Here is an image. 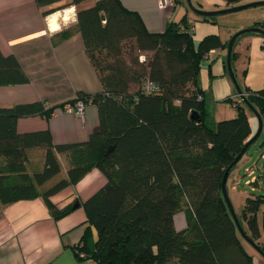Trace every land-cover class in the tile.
<instances>
[{
    "label": "trees",
    "instance_id": "16d2710c",
    "mask_svg": "<svg viewBox=\"0 0 264 264\" xmlns=\"http://www.w3.org/2000/svg\"><path fill=\"white\" fill-rule=\"evenodd\" d=\"M35 1L43 15L75 7V29L103 92H81L66 102L92 97L99 130L81 142L55 143L48 129L18 132L16 122L22 116H49L65 102L0 105V205L42 196L58 218L72 205L58 208L50 195L96 167L106 182L82 206L97 239L79 251L93 264H253L221 190L226 167L253 133L245 103L226 98L235 114L212 121L197 84L210 49L227 44L217 34L196 43L186 16L151 32L140 14L121 0H93L89 5L88 0ZM223 1L231 6L248 0ZM71 32L67 28L59 35ZM27 81L17 58L0 50V84ZM146 81L155 83L157 90L141 92ZM241 88L261 115L263 128L264 87ZM193 109L199 112V122L189 117ZM39 145L45 147L42 168L30 172L27 149ZM62 164L65 175L42 188ZM257 178L249 185L257 184ZM252 187L257 193L248 192L236 213L245 233L264 252V191ZM180 210L186 226L177 230L173 218Z\"/></svg>",
    "mask_w": 264,
    "mask_h": 264
},
{
    "label": "crops",
    "instance_id": "0c3cea01",
    "mask_svg": "<svg viewBox=\"0 0 264 264\" xmlns=\"http://www.w3.org/2000/svg\"><path fill=\"white\" fill-rule=\"evenodd\" d=\"M121 2L127 8L137 11L151 32L162 31L168 22H177L186 16L188 24L194 27L192 37L196 43L208 34H217L227 44L233 32L253 26L257 21L261 22L264 29V8H257L245 22L223 34V29L214 22L197 18L198 14L188 7L186 0ZM192 3L201 9L227 6L223 0H192ZM75 23L74 6L43 15L35 0H0V50L3 54L12 53L28 77L24 83L0 84V105L42 100L46 106H51L73 99L81 92H103L101 81L87 56ZM67 28L72 32L67 37H60V31ZM226 49L227 45L225 48L210 49L208 57L203 59L208 64H201L199 69L197 84L207 104L208 101H226V98L235 101L240 99L226 74ZM232 51L233 70L235 76L240 78L241 86L249 90L263 88L264 36L257 32L243 33L236 38ZM230 114L228 111L224 116L230 117ZM247 115L253 132L248 112ZM16 128L18 132L48 129L55 143L81 142L99 130L98 108L92 101L86 104L82 116L66 110L49 116H22L17 119ZM44 151L45 147L41 145L27 149V170L42 168ZM63 156L64 153L60 154L61 158ZM62 169L65 173L64 164ZM234 178L232 175L233 182ZM105 182L103 172L93 167L77 182L50 195V202L58 208L72 205L68 213L58 218L52 216L42 196L0 205V264H93L92 258L81 256L83 251L79 252L85 244L93 246L97 239L96 229L87 221L82 202ZM226 184L231 198L228 178ZM257 184V188L261 187L259 178ZM231 189L239 193L238 202L243 204L248 193L240 194L235 187ZM75 202L78 205L73 207ZM173 220L177 230L185 228L186 218L182 210L174 214ZM251 255L253 264H264L261 254L257 252Z\"/></svg>",
    "mask_w": 264,
    "mask_h": 264
},
{
    "label": "rangeland",
    "instance_id": "374dc122",
    "mask_svg": "<svg viewBox=\"0 0 264 264\" xmlns=\"http://www.w3.org/2000/svg\"><path fill=\"white\" fill-rule=\"evenodd\" d=\"M251 1H255V0H251ZM92 2H93V0H88V1H86V4L89 5ZM246 2H250V0L245 1L244 3H246ZM257 8H264V4L250 6V7H247V8L241 9V10H237V11H230V12L215 14V15H213V20H209V21H212L215 24H217V26H219V28H221V30L223 29L222 30L223 34L229 33V31L231 29H234V27L240 25L241 23L245 22V20L247 18L251 17L254 10H258ZM197 18H199V17H197ZM247 27H249V26H246L244 28H247ZM241 29H243V28H239V30H241ZM235 32H233V34ZM142 58H143V56H141V59ZM207 64H208L207 61L202 62L203 66H205ZM226 74H227V77H229L227 68H226ZM229 79H230V77H229ZM236 79H237L238 83L240 84V78L236 77ZM208 105H209L208 109L210 111L209 116H210L212 121H217L221 117H226L224 115L228 111L231 112L230 117H232L234 115V109L228 101H222V102H218V103H216L215 101H208ZM245 108H246V110H247V112L251 118V124L253 127L252 135H253L256 132L257 127H258L257 116L254 114V112L247 105H245ZM262 153H264V127L262 128V131L260 132L259 136L247 148L244 156L241 158V160L238 162V164L234 167V169L229 174L228 184L229 185L231 184L229 186L230 191H231V198L230 197L229 198L231 200V204H232L235 212H237L242 207V204H240V202H238L239 197H240L239 193L237 194L235 191H233L231 189L232 187H235L236 190H238L240 192V194H243V193L246 194L248 192L249 193L250 192L251 193H257L256 191H258V190L252 189V186H254V188L257 189L258 184L250 186L249 184H247L245 182V178L250 179L249 176L245 175V172H244L245 166L249 167L250 169H252L254 171V177L258 176L259 185H261V187H259V188L261 189V191H264V182H263L264 181V157L261 156ZM35 157H37V155ZM32 169L33 168H29V171H31ZM35 169H41V168L38 167ZM64 175H65V173L62 169L58 174H56L55 176H53L52 178L47 180L43 186L50 185L51 183L55 182L59 178L63 177ZM232 175H233V178L235 177L234 182L232 180ZM241 242L243 243V246L251 254L257 253L255 248H253V246H251L245 239L242 238Z\"/></svg>",
    "mask_w": 264,
    "mask_h": 264
},
{
    "label": "water",
    "instance_id": "95a60500",
    "mask_svg": "<svg viewBox=\"0 0 264 264\" xmlns=\"http://www.w3.org/2000/svg\"><path fill=\"white\" fill-rule=\"evenodd\" d=\"M188 7L196 14L201 15V16H213L215 14H219V13H225V12H230V11H237V10H241L250 6H254V5H259V4H264V0H255V1H250V2H246V3H242V4H236V5H231V6H226L224 8H219V9H201L196 7L193 3L192 0H186ZM247 32H257L260 33L264 36V29L262 27L259 26H249L247 28H243L241 30L236 31L234 34L231 35V37L228 40L227 43V51H226V59H225V63H226V68L229 74V77L235 87L236 90V94L241 98V100L245 103V105H247L253 112L254 114L257 116V120H258V127L256 132L249 137V139L245 142V144L243 145V147L241 148V150L239 151V153L235 156V158L232 160V162L226 167L224 173H223V177H222V182H221V190H222V194L223 197L226 201V204L229 208V211L233 217L234 223L236 225V227L238 228L241 236L243 237V239H245L251 246H253V248H255V250L261 254V256L264 257V252L262 251V249L258 246V244L251 238L249 237L245 231L243 230V228L240 225L237 213L235 212L232 204H231V200L229 198V195L227 193V188H226V178L228 175L229 170L231 169V167L241 158V156L243 155V153L245 152V150L251 145V143L259 136L260 132L262 131V126H263V120L261 115L259 114V112L257 111V109L251 104V102L247 99L246 97V93L245 91L242 90L240 84L238 83L236 76H235V72L233 70V66H232V49H233V44L236 40V38L243 34V33H247ZM189 117L192 120H195L197 122L200 121V115L199 112L196 109L191 110ZM112 146H109L106 150L105 153H107ZM78 205V202H75L73 204V207H76Z\"/></svg>",
    "mask_w": 264,
    "mask_h": 264
},
{
    "label": "built area",
    "instance_id": "2783aa9c",
    "mask_svg": "<svg viewBox=\"0 0 264 264\" xmlns=\"http://www.w3.org/2000/svg\"><path fill=\"white\" fill-rule=\"evenodd\" d=\"M188 30L191 33L193 32L194 27L192 24H189ZM156 90H157V85L150 81L144 82V85L141 87V92L146 93V94L153 93ZM92 101H93L92 97H89L86 100L82 98H77L73 102L63 103L60 110L58 109L53 110L51 114H56L58 111L66 110V111L74 112L77 116H82L84 113L86 104ZM262 157H264V153L262 154ZM245 172H246V175L250 177V179H245V182L249 184L252 180L255 179L254 171L250 169L249 167H246ZM81 256H83V253H81Z\"/></svg>",
    "mask_w": 264,
    "mask_h": 264
}]
</instances>
